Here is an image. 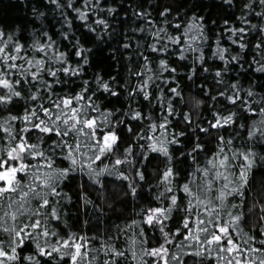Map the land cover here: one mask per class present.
<instances>
[{"label":"snow or ice","instance_id":"obj_1","mask_svg":"<svg viewBox=\"0 0 264 264\" xmlns=\"http://www.w3.org/2000/svg\"><path fill=\"white\" fill-rule=\"evenodd\" d=\"M25 7L0 25V264H264V0Z\"/></svg>","mask_w":264,"mask_h":264},{"label":"trees","instance_id":"obj_2","mask_svg":"<svg viewBox=\"0 0 264 264\" xmlns=\"http://www.w3.org/2000/svg\"><path fill=\"white\" fill-rule=\"evenodd\" d=\"M166 2L174 3L175 0H166ZM25 3L26 0H0V25H3L4 23H9L13 26H22L23 23L27 21L31 16L29 9L25 7ZM218 11L219 10H217V12ZM216 15L217 13L214 12L213 18H216ZM236 15H239L238 11L236 12ZM211 86V82L209 81V87ZM195 91V88H193L191 94L194 95ZM204 115L210 118V113H208L207 111L204 112Z\"/></svg>","mask_w":264,"mask_h":264}]
</instances>
